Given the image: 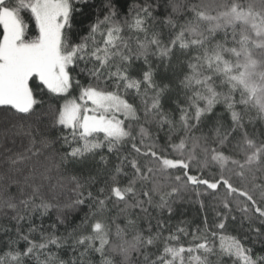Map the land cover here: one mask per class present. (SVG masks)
Segmentation results:
<instances>
[{"label": "snow or ice", "instance_id": "1", "mask_svg": "<svg viewBox=\"0 0 264 264\" xmlns=\"http://www.w3.org/2000/svg\"><path fill=\"white\" fill-rule=\"evenodd\" d=\"M22 11L34 19V38ZM129 12L121 17L119 0H103L100 7L95 0H0V109L6 114L0 117V220L16 225L0 224V264H78L77 251L80 264L89 253L99 254V264H264V254L236 236L210 232L207 220L203 231L177 227L164 235L160 218L172 215L175 199L189 185H203L213 193L225 190L227 211L217 213L216 229L226 231L233 202L243 217L264 223V138L248 130L264 123V0H143ZM77 14L88 24L80 42L72 38ZM155 24L169 30L167 43ZM125 32L133 34L135 48ZM177 49L186 59L175 83L158 81L149 57L167 60V69ZM141 58L145 67L133 76V63ZM77 68L89 77L86 85L73 77ZM34 78L41 90L63 98L48 110L50 117L37 108L44 101L30 85ZM174 87L183 93V103L174 101L178 119L164 110ZM130 93L141 98L144 123ZM218 105L230 125L216 113ZM150 122L161 130L167 126L166 146L152 137L145 126ZM206 122L212 135H196ZM56 130L67 131L54 138ZM177 132L182 135L174 143ZM58 142L67 150L57 149ZM125 144L134 155H119ZM105 147L117 153L118 163L93 192L99 170L109 164L102 154L95 159ZM211 168L218 176L204 178ZM86 201L89 214L59 235V226ZM109 204L118 208L117 216L107 215ZM153 208L160 213L155 231ZM53 211L55 222L45 227ZM37 213L39 224L33 222ZM120 215L127 221L123 228L116 223ZM182 237L189 242L181 243ZM52 246L70 247L71 262Z\"/></svg>", "mask_w": 264, "mask_h": 264}, {"label": "trees", "instance_id": "2", "mask_svg": "<svg viewBox=\"0 0 264 264\" xmlns=\"http://www.w3.org/2000/svg\"><path fill=\"white\" fill-rule=\"evenodd\" d=\"M103 0H95L96 7H100L102 5ZM143 0H119V8L121 12V17H123L125 14H128L129 16L131 13L129 12V8L136 4V3H142ZM187 2H194V0H187ZM93 9L88 10V16H92ZM163 11V9L161 10ZM190 15V14H188ZM22 18L25 20L26 24L29 27V38H34L35 35L38 34V30L35 28L34 25V19L31 17L30 12L28 11H22L21 13ZM94 18V17H93ZM86 18L83 16H80L79 14L75 17V23L74 28L72 31V38L76 42H80L81 38L84 36H87V23H82ZM154 30L156 31H162V40L164 43H167L170 37V32L167 28H164L160 24L154 25ZM133 36L132 33L125 32V37ZM0 38H2V28H0ZM132 47L135 48V38L133 36L132 39ZM186 57L180 54V51L177 49L175 54L173 55L171 59V67L165 68L164 65L168 64V61L165 60L163 63L157 57L150 56L149 60L150 63L153 65V67L157 70L158 76L157 80L164 79L167 80H173L175 83V76L179 75L181 72V64L185 62ZM91 63L87 65V67H91ZM80 67H85L83 63H81ZM145 67L143 58H141L139 61H134L133 63V76H139L141 70ZM73 77L75 79H79L82 84L89 83V77L80 72V68H77L73 73ZM30 85L33 87V89L36 92L37 99H43L44 103L42 105H38L37 108L40 111H43L45 113H48L49 109H55L58 105L63 103V98L56 97L54 94L48 93L46 89L41 90L38 87V81L34 78L33 81L30 82ZM78 91H73L72 96H78ZM129 99V102L134 103V105L140 110L139 115H141V123H144L143 120V106L141 105V98L135 96V93H130L127 97ZM174 101H179L180 103H183V93L179 91L177 88H173V90L170 92L169 96L164 101V110L166 112H171L174 118L178 119L179 112L176 109V104ZM217 114H223L224 115V121L225 125H230L231 121L228 118L226 114H224V109L222 106H217L216 108ZM6 114L4 113L3 109H0V117H4ZM50 117V113H48ZM145 126L149 129L150 133L152 134V137L154 139H157L158 145H167V126L163 130L159 129L155 122H150L145 124ZM211 127V124L209 122H206L205 125L201 128L200 131L196 133V135H200L201 132H203L205 135L211 136L212 133L209 131ZM249 132H252L255 130L256 137L258 139L264 138V123H256L254 129L252 125L248 126ZM67 130H56L52 133L53 137H57L62 132H66ZM103 134H99V136L102 138ZM182 135V132L174 133L172 136V142L178 143L179 137ZM9 146L10 143H9ZM56 148L60 151H66V147H61V142H58L56 144ZM104 155L108 160L109 164L107 166V169H101L100 175L98 177V183L93 188V192L101 186H103L104 180L107 178V171H110L111 168L118 163V157L117 153H109L107 150V147L99 149L98 154L96 156V160H99L100 155ZM133 154L130 145L125 144L122 146L121 151L119 155L122 157L124 155ZM225 154H229L227 151ZM175 155V154H173ZM141 162H143L144 157H139ZM83 175L87 176L88 169H83ZM94 174H95V170ZM176 174H180V170H173ZM192 174H199L196 172V169L193 168ZM219 171L216 168H211L208 170H205L203 175L204 178L211 179L214 175L218 176ZM197 192H200V195H197ZM65 195H69V193H65ZM226 198L225 190L223 188H220L217 190V192L213 193L211 190H207L205 186H188V189L186 191H182L181 194L175 199V202L173 203V213L171 216H169L166 212L160 216V213L157 209H150V212L152 216L154 217L152 220L153 230L155 231V225H156V219L155 217L160 216V218L165 222L167 225V228L165 229L164 235H167L169 232H175L177 227H185L189 232L194 231L195 229L199 228L201 231H203L206 227L205 220H207V227L209 231H216L218 233L223 232L225 235H233L237 238L241 239L242 243L247 246L251 247L253 249L254 253H261L264 254V223H261L260 219L256 216H252L251 220L245 218L242 216L240 211L236 208V203L233 202L232 208L233 211L229 215V218L227 220L226 224V231L219 230L214 227V225L218 222L220 217H218L217 213L224 214L227 210L223 208V202ZM227 199L231 200L232 197H227ZM203 204V207L201 206ZM109 208L111 211L107 214L109 216H117L118 215V208L113 207L111 204H109ZM91 211L90 202L86 201L84 205L80 207V209L74 213L71 217H69L68 223L63 226H59L58 228V234L59 235H66V232L71 230L74 227H77L80 225L81 221L85 218L86 215L89 214ZM138 211V210H135ZM38 213L36 214V217L34 218V223L39 224L40 221L38 219ZM235 216L236 219H231V216ZM55 222V212H51L47 217L44 218L43 223L45 227ZM116 223H119L120 226L123 228L126 226L127 221L125 218L120 215L119 219L116 221ZM0 224L4 226L11 227L12 229H15L16 225L15 222L9 221L7 219L0 220ZM27 223L24 224L25 230L27 229ZM138 226L141 230L147 227L146 221L141 219L138 221ZM114 227V226H113ZM254 229H259L260 233L257 234ZM84 231H87L85 229ZM11 235H14L13 233H10ZM130 238V237H129ZM5 239V236L3 234H0V250H3V241ZM36 239L39 240V235L36 236ZM189 238H183L181 239V243L187 244L189 242ZM97 241V246H98ZM217 247L219 246V240H216ZM25 247L24 242H20L19 248L23 250ZM53 252H56L60 259L71 262L73 259V252L70 247H64L59 250H57L54 246L50 249ZM75 256L77 257L78 264H80V258H79V251L75 253ZM213 261H215V257H212ZM100 262V256L97 253H89L87 256L83 258V264H99ZM26 264H34L33 261H26Z\"/></svg>", "mask_w": 264, "mask_h": 264}, {"label": "rangeland", "instance_id": "3", "mask_svg": "<svg viewBox=\"0 0 264 264\" xmlns=\"http://www.w3.org/2000/svg\"><path fill=\"white\" fill-rule=\"evenodd\" d=\"M121 118H123V117H121Z\"/></svg>", "mask_w": 264, "mask_h": 264}]
</instances>
